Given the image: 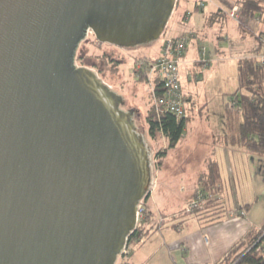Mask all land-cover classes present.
<instances>
[{
    "label": "water",
    "instance_id": "obj_1",
    "mask_svg": "<svg viewBox=\"0 0 264 264\" xmlns=\"http://www.w3.org/2000/svg\"><path fill=\"white\" fill-rule=\"evenodd\" d=\"M176 3L0 0V264L123 254L151 190L149 148L137 108L121 110L75 53L88 34L119 48L157 40Z\"/></svg>",
    "mask_w": 264,
    "mask_h": 264
},
{
    "label": "rangeland",
    "instance_id": "obj_2",
    "mask_svg": "<svg viewBox=\"0 0 264 264\" xmlns=\"http://www.w3.org/2000/svg\"><path fill=\"white\" fill-rule=\"evenodd\" d=\"M214 1L221 3L222 5L220 6L224 10H228V0ZM177 3L178 5L166 25L164 34L157 40L134 47L119 48L109 44H100L98 46L93 35L89 34V38L82 41L78 48L85 54V57L92 59L96 63L98 67L97 71H99L97 74L98 79L123 101L124 105L120 109L128 111L129 107L132 106L140 112L139 121L143 127V141L149 148L151 178L154 174L153 160L155 154L165 146V142L159 134L154 139H151L148 135L145 117L151 103L150 97L153 85L137 81L138 77L134 74L138 64H136V61L143 58L154 61L158 58L167 39L178 35V33L186 32L190 25L192 26L194 22L196 24L202 20V14L200 12L193 13V6L200 5L205 11L210 5L211 0H179ZM190 10L193 15L191 17L187 16V18L191 19H189L190 22L187 24V20L183 18L187 11ZM240 22L243 21L240 20ZM238 23V21L236 22L235 19H231L230 17L228 23L216 22L213 26L206 27L205 35L203 34L205 38L201 39L203 36H198V41H196L200 51L197 56V65L194 66L195 69L191 73V79L195 80L187 82L186 76L188 74L185 72V75L182 74L181 76L183 93H192L194 101L196 102L195 104L186 103L185 105V115L190 117L184 136L187 143L178 149L176 153L184 161V167L186 168L187 174L182 179L185 187L190 186L193 182V174L195 175L198 167H201L209 132L213 136L222 133L224 124L222 98L224 97L225 103L229 102L230 95H227L237 90V60L253 54L259 45H261L259 58H263L264 56V23L245 22L243 27L246 31L244 30L242 32L237 27ZM190 44V42L187 44V48ZM152 78L151 75L150 80ZM205 103V109H203V113L199 116L200 108ZM141 126H138V129L139 133L142 134ZM192 150H194L193 153L191 152ZM246 155L247 153L243 149L235 147L234 177L231 179V177L224 176V189L220 204L216 207H208L204 212L200 210L198 211L199 213H195H198L199 217L197 220L198 222L200 221V225H206L209 218H212V213L218 212L216 216L220 215L221 217H225L228 211H232L234 208L235 211H238L239 208L244 209L242 207L249 205L251 209L248 218L254 228L261 229L264 226V165L263 168L252 166L254 171L259 169L262 171L261 177H258L257 180L254 178L253 182L248 174L250 171V163H248V159L246 160ZM179 180L181 181V179ZM179 183V181L175 183V191L177 192L180 189ZM213 200H215V197H213ZM163 203L165 204L166 201ZM151 236L148 242L151 244V247L144 249L150 250V252L140 251L138 258L134 260L132 255L139 250V246L132 243L126 250V255L123 253L118 257L115 264L184 263L180 260L181 258L178 254L180 253L179 249H173L167 252L163 248L160 252L155 253L154 250L161 244L162 235L158 233L157 235Z\"/></svg>",
    "mask_w": 264,
    "mask_h": 264
},
{
    "label": "crops",
    "instance_id": "obj_3",
    "mask_svg": "<svg viewBox=\"0 0 264 264\" xmlns=\"http://www.w3.org/2000/svg\"><path fill=\"white\" fill-rule=\"evenodd\" d=\"M178 1L179 0H177V2ZM177 5L178 3H176L175 9ZM220 5L222 4L211 0L210 5L205 11L203 8L196 11L193 8V13L200 12L202 14V20L196 24L194 22L192 26L190 25L188 27L186 32H182L180 34L178 33V35L171 37L176 38L181 35H191V44L186 49L182 63L180 65L181 76L182 74L185 75V73L188 74V76H186L187 82L195 80L191 79V73L195 69L194 66L197 65V56L199 55L200 51V48L196 43V41H198L197 37H201L203 34L205 35L206 27H210L207 25V19L216 12V10L219 8L218 6ZM188 12L190 14L188 16L191 17L193 13L191 10L187 11V13ZM189 19L190 18L187 17L185 19L187 20V24H189L191 20ZM204 38L205 37L203 36L201 39ZM233 93H229L227 96H231ZM184 95L186 96L185 105L186 103H196L192 93H184ZM224 95H226V93H224ZM227 103L228 102H224L223 97L222 111L224 115V124L221 131L222 133L213 136L209 132V138L206 139L207 145L205 146V152H203L204 156L201 167H198L195 175L193 174V182L189 187H185L184 183H182V179L185 178L187 172L186 168L184 167V161H182L181 157L179 158V156L176 154L178 149L187 143L186 138H184L175 149L167 153L160 167L156 168L155 162L153 160L154 174L151 178V190L146 199V209L151 217V220H153V223H158V229H156V231H152L147 239H144V242L139 245V250H137L135 254L132 255L134 260L138 258L140 251L150 252V250L144 249H146V247H151V244L148 243L152 237L151 235H157L159 233L162 235V241H160V246L154 250L155 253L160 252L163 248H165L167 252H170V250L173 249H179L180 253L178 254L180 255V260L184 262L183 264H213L219 260V258H221V256L234 244H236L251 228H254L252 222L248 218L251 209L249 208V205H246L248 206L246 209L239 208L241 211H239V209L238 211H235L234 208L232 211H228L225 214V217H221L220 215L216 216L218 212L212 213V218H209V221L206 225H200V221L198 222L197 219L199 217V212L197 214H195V212L190 215L183 213L185 205L193 198L195 191L197 189L202 191V187L198 184V181L201 175L206 171L208 162H216L220 173V183L216 184L212 188L215 192L213 193L215 196V203H212L209 207H216L218 204H220V199L224 189V176L228 178L231 177V179L234 177L235 147L239 146H235V144L229 145L224 140V136L226 134L224 106ZM205 106L206 103L202 105L203 108H200L201 110L198 113L199 116H201L203 113L202 111L205 109ZM194 150L191 152L193 153ZM247 159L249 160L248 163H250V171L248 174L250 179L254 182V178L257 180L258 177H261L262 171L261 169L254 171L252 166H255L256 168H263L264 158H255V156L248 155L247 153L246 160ZM179 179H181V181ZM177 181L180 182V189L178 192L175 191V183H177ZM208 192L209 191H205V193ZM164 201H166L165 204L163 203ZM207 208L208 207L204 208L202 212H204ZM159 219L165 220L163 225L159 224ZM148 225H151V223L149 222Z\"/></svg>",
    "mask_w": 264,
    "mask_h": 264
},
{
    "label": "trees",
    "instance_id": "obj_4",
    "mask_svg": "<svg viewBox=\"0 0 264 264\" xmlns=\"http://www.w3.org/2000/svg\"><path fill=\"white\" fill-rule=\"evenodd\" d=\"M229 1L228 10L219 7L207 19V25L211 26L216 22L227 23L230 20V11L235 6L238 8L237 19L235 20L239 22L237 27L241 32L245 30L243 27L245 22L264 23V0ZM194 9L195 11L201 10V6L195 5ZM188 15L190 14L186 13L183 19L185 20ZM240 20L243 22H240ZM185 36H188L189 41L191 40L190 34ZM260 50L261 45L254 50L253 54L237 60V90L230 96L229 102L224 106L226 121L224 140L229 145L239 146L250 155L264 158V56L259 58ZM152 61L148 58L137 60L136 64L141 63L142 67L137 71L135 70L134 74L138 77L137 81L153 84V93L150 97L151 103L145 119L149 137L154 139L159 134L165 141V146L154 157L155 167L158 168L162 165L167 153L175 149L184 139L186 125L190 117L184 115L177 118L153 105V96L157 97L160 94V83L155 76H152L153 78L150 80L151 75L146 65ZM218 183H220L219 167L216 162L210 161L207 164L206 171L198 181V184L202 187L201 192L215 193L212 188ZM147 197L140 203L143 216L138 220L135 230L129 235L127 248L132 243L139 246L152 231L158 229V223H153L146 209ZM212 203H215V200H208L204 207H209ZM246 207L248 206H244V209ZM149 222L151 225H148ZM213 264H264V226L261 229L251 228Z\"/></svg>",
    "mask_w": 264,
    "mask_h": 264
},
{
    "label": "built area",
    "instance_id": "obj_5",
    "mask_svg": "<svg viewBox=\"0 0 264 264\" xmlns=\"http://www.w3.org/2000/svg\"><path fill=\"white\" fill-rule=\"evenodd\" d=\"M238 8L235 6L230 11V17L237 19ZM188 36H179L176 38L167 39L162 47L161 54L154 61L149 62L147 70L150 75L157 77L160 83V94L153 96V105L163 112L170 113L177 118L185 115L186 96L182 91L180 65L182 63L187 44L189 43ZM142 64L138 63L136 71L141 69ZM153 93V88L151 89ZM215 197L210 193H202L197 189L193 198L185 205L183 213L190 215L195 211L203 210L208 200H213ZM243 214V212H242ZM143 216L141 205L137 209V223ZM164 219H159V224L163 225ZM127 246L123 253L126 255Z\"/></svg>",
    "mask_w": 264,
    "mask_h": 264
},
{
    "label": "flooded vegetation",
    "instance_id": "obj_6",
    "mask_svg": "<svg viewBox=\"0 0 264 264\" xmlns=\"http://www.w3.org/2000/svg\"><path fill=\"white\" fill-rule=\"evenodd\" d=\"M88 38H89V34L87 35L85 40H87ZM99 45L100 44L98 43V46ZM79 46H78V48H79ZM78 48H77V51L75 53V59H74L75 66L77 68H85V69H87L89 71L95 72L96 75H97L99 71H97L98 67H97L96 63L93 62L92 59H89V58L85 57V54L83 52H81V50H79ZM123 111L127 112V110H123Z\"/></svg>",
    "mask_w": 264,
    "mask_h": 264
}]
</instances>
